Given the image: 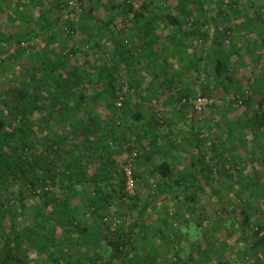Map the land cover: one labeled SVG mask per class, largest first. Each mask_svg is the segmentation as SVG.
I'll list each match as a JSON object with an SVG mask.
<instances>
[{"label": "trees", "instance_id": "obj_1", "mask_svg": "<svg viewBox=\"0 0 264 264\" xmlns=\"http://www.w3.org/2000/svg\"><path fill=\"white\" fill-rule=\"evenodd\" d=\"M8 1L9 4L0 0V70L8 66L6 70H11L7 82L0 88V264H143L156 261L157 256L161 264H191V261L198 264L208 258V252L217 254L209 251L202 238L191 243L187 229L200 193L206 185L211 186L216 174L226 170L223 168L225 148H219L218 144L220 137L228 140L235 135L243 141L248 132L250 146L253 150H262L260 161L264 163V83L261 85L245 77L255 92L245 94L247 88L229 92L234 83L230 54L241 56L239 47L235 48V42L231 41L239 39L233 34L236 28L226 22L214 38L207 40V48L200 54L192 51L193 43L188 42L196 38L206 42L207 6L219 10L225 0H192L171 13L154 11L153 0H146L139 7H135L132 0L119 1L117 14L100 21L92 33L80 39H77L73 18L68 24L60 25L58 21L61 6L66 7L64 0H51L49 5L53 3V6L42 7L37 14L39 17L32 14L31 6L45 5L43 1L47 0ZM161 4L166 6L167 3L163 0ZM239 6L237 9L243 13L242 31H250L264 19V0H259L257 7L254 2L250 6L247 3ZM51 10L56 11L55 16L47 15ZM193 12L197 13L196 21L191 15ZM119 17L125 29L112 33L111 26ZM133 25H136L134 29ZM226 31H230L228 37ZM34 37L39 39L40 47L37 48L36 43L21 46ZM225 39L230 49H226ZM59 40L65 51L57 49ZM157 40H166V43L161 46L155 42ZM14 44V51L9 53ZM258 47L259 53L250 59L259 67V73L264 74V62L260 64L264 61L263 37ZM227 51L229 53L224 55ZM186 54L189 64L183 69L177 68L172 55L183 60ZM198 65L209 77V86L202 90V95H211L209 92H214L215 86V92L219 91L216 95L228 96L227 100L216 97L220 105L223 102L227 107L213 105L204 111L216 109L217 112L218 109L223 117L238 99L244 108L232 122L223 120L222 134L211 129L207 132L206 138L212 144L211 162L202 151L204 142L197 143L200 141L198 127L183 139L188 138L196 151V162L188 161L183 171L165 158L153 163L149 174L158 177L167 197L181 205L180 212L185 214L181 227L186 230L181 227L173 230L166 216L152 233L156 232V237L166 245L185 242L193 247L188 259L180 256L181 249L171 246L170 254L161 257L159 252L151 257L152 252L140 243L145 242L148 235L142 232L135 238L128 237L120 227L112 228L103 221L107 207L115 202L120 205L125 195L121 170L125 156L123 160L121 150L125 152L126 136L125 126L120 124V111L123 117L132 119L127 128L137 139L140 150L137 160L141 155L144 160L154 159L164 148L177 151L168 136L161 135V127L168 125V119L156 111L146 118L141 107L152 100L176 103L177 107L182 104L183 108L191 106L188 101L196 94L186 87L184 79L192 70H198ZM144 76H152V79L146 81ZM122 80H127L131 90L128 93L138 102L131 103L126 95L119 109L114 104L115 89ZM103 112L106 114L101 117ZM208 125V129L212 127L211 123ZM162 141L167 146L162 145ZM131 149L129 146L126 151L130 153ZM115 155L123 160L122 164ZM142 163H134L135 178L143 174L138 169ZM235 175L234 171L229 172L223 179L229 188L249 191L245 202L240 200L233 209L239 216L237 223L241 231L248 229L252 239L251 246L237 256L240 264H259L254 250L264 252V216L260 215L257 201L264 194V176L256 168L249 180L237 182ZM115 178L117 182L112 185L111 180ZM256 189L259 195H253ZM252 196L258 197L253 199ZM138 198V195L130 198L132 206ZM84 212L91 216V223L82 218ZM251 214L257 219L251 220ZM227 245L228 242L221 245L226 253L230 252ZM219 259L214 262L226 264Z\"/></svg>", "mask_w": 264, "mask_h": 264}, {"label": "rangeland", "instance_id": "obj_2", "mask_svg": "<svg viewBox=\"0 0 264 264\" xmlns=\"http://www.w3.org/2000/svg\"><path fill=\"white\" fill-rule=\"evenodd\" d=\"M6 3L9 1L4 0ZM122 1H128V0H64V3H66V7L64 8L61 6V14L60 18L58 19L60 25L62 23L68 24L70 19L73 18L74 24H75V30L77 34V39L80 37H83L86 34L92 33L93 30L99 25V22L102 20H106V18L110 17V15H115L118 13L117 6L118 2ZM146 0H132L135 7L141 6ZM155 2L154 11L158 13H171V12H177L179 11V8L182 7L185 3L192 1V0H165L166 6L162 5L161 2L163 0H153ZM24 2V0L22 1ZM45 5L37 4L35 6H31V12L32 14L39 17L38 11L42 10V7H50L53 6L51 3V0L43 1ZM207 2V0H206ZM241 3H247L249 6L251 3H255L256 7L258 6L259 0H225L224 6L221 9H216L214 6H207L208 7V14L206 17V24L205 29L207 31V38L206 42L203 40H197L191 39L190 43L192 44V51H196L197 54H200L202 51H204L207 48L208 42L207 40L214 38L215 33L218 29L224 25L226 22L229 24L232 23V27L236 28L234 30V35L239 36V39H231V41L235 42V48L239 47L240 55L237 56L236 54L232 55L230 54L229 61H231V69H232V76H234V83H233V89H230L229 92L237 91L239 89L242 90L244 88H247L248 91H245V94H252L255 92L254 88L251 87V84L248 86L249 82L246 81L245 77H248L247 80H256L261 85L264 83V74L259 73L256 65L254 62L250 59L251 57H255L259 53V45L262 41V37L264 38V19L261 21V23H256L255 27H253L250 31L242 29V23H243V13L239 11L237 8H239V4ZM212 4V3H211ZM232 4V5H231ZM238 4V5H236ZM262 4V3H261ZM259 4V5H261ZM117 5V6H116ZM115 6V7H112ZM231 8H235V12L232 11ZM171 9V10H170ZM56 11H49L47 13L48 16L52 17L55 16L54 14ZM264 14V11H263ZM192 17L194 21L197 20V13L193 12ZM213 16V17H212ZM252 16V13L249 14V17ZM214 18L215 21H213ZM192 18H190L191 20ZM127 22V21H126ZM3 23V22H2ZM231 25V24H230ZM136 25H133V28H135ZM238 26V27H237ZM112 28V33H117V30L119 31L121 28L125 29V26L121 20V17L114 20ZM238 28V30H237ZM241 28V29H240ZM131 29V28H130ZM131 29V30H132ZM240 30V31H239ZM114 31V32H113ZM238 31V32H237ZM240 32V33H239ZM228 34H230V31H226L225 36L228 37ZM233 37V36H232ZM229 39V38H227ZM225 39V45L227 46L226 49H230V43H228V40ZM39 39L37 37H34L30 41H25L21 43V46L25 44L33 45L38 48L40 47V43L38 42ZM58 42L57 49L59 51H65L62 46L64 45L61 40ZM133 42H135L133 40ZM158 45L164 46L166 43V40H157L155 41ZM27 44V45H28ZM15 44L11 46L9 53L13 52L15 49ZM245 49V50H244ZM229 51H227L225 54H228ZM233 56V57H232ZM174 57L172 60L177 63V68H185L189 63V55L186 54V56L182 59H179L177 56L172 55ZM264 61L261 60L260 64L262 66V63ZM264 64V63H263ZM198 70L194 71L192 70V74L188 76L186 79H184V84L186 87H189L193 90L194 94H202V90H204L207 86H209V77L206 76V74L203 72V67L201 65H198ZM8 67L3 68V70H0V80L4 79V83L0 82V88L7 82V78L10 77L11 70H6ZM143 70L141 71L142 75ZM135 78H137L135 76ZM144 79L146 81H149L152 79V76H144ZM248 86V87H247ZM214 92L210 93L211 97H218L220 100L224 99L227 100L228 96H219L216 95L219 93V91H216V87L213 86ZM228 92V94H229ZM238 92V91H237ZM130 94V95H129ZM127 98L130 97L132 100L131 103L138 102V99L135 98L134 95H131L129 93ZM227 94V95H228ZM191 99L188 101L190 103ZM142 103V102H141ZM226 103V102H225ZM176 103L170 104L168 102L165 103H157L155 101H146V103L142 104V114L144 117H148L150 113H154L155 111L158 113V115H164L165 118L168 119V125H163L161 127V135H167L166 137L168 140H171L175 146H177V151H171L167 148L163 149V153H158V155L151 160H144L143 155H141L140 159L137 160V157L139 156L140 150H138V156L135 158L134 163L137 165V163L140 164L143 174L137 175L136 181H137V193L135 195H138L139 198L136 201V205L132 206L130 199L128 202H122L120 205L111 203L107 207V211H105L104 216L108 217L107 219H103L104 222L109 223L112 228L120 227L123 231H126V235L136 237L140 235L142 232L145 234V236H151L148 238H151V240H156L153 238H157V233H152L153 228L156 230L158 224L161 221H164L166 219V216H169V220L171 222V228L173 230L177 229V227H181L183 224V219H185V214L183 212H180V204L171 201L167 197V192H164L162 186H160V180L158 177L152 176L149 174L150 168L153 166V163H157L160 159L165 158L166 160H170L171 162H175L178 167V170L183 171L184 165L188 161L194 160L196 162V154L193 149L192 144L189 142V139L183 140L187 136H189V131H191L193 128L197 131V128L199 127L198 131V139L200 141H197L198 144L201 142L203 143L202 151L205 155V159L208 162H211V150L210 147L212 144H209L208 139L206 138V134L208 131L214 130V133H220L222 134L225 130V121H230L234 119L235 116H237L244 108V105H236L233 103L232 107L227 111L228 115H219V111L217 109H214L212 112L211 110L208 112V110L203 111L202 114H196L192 106L189 107H182V104H180V109H177ZM219 107H227L222 102V105ZM217 107V108H219ZM120 109V108H119ZM220 110V108H219ZM120 111V110H119ZM108 113V112H107ZM106 112H103L101 117L105 115ZM121 125L124 127V135L126 136V140L123 142V147L125 149V152L121 150L123 153L122 159L124 160V156L126 157L129 154V151H126V148L129 146H132V142H136V136L134 133L129 131L130 129L127 128V125L131 123L130 117H123V113H121ZM157 115V116H158ZM218 118V119H217ZM166 119V120H167ZM130 122V123H129ZM229 122V123H230ZM211 123V126L208 129V124ZM124 124V125H123ZM220 125V127H219ZM219 128V129H218ZM245 139L239 140V138L231 137V139L223 140L222 137H220L219 141V148L223 149L225 148V161H224V167L226 170L222 174H216L213 177L211 186H205L204 192L200 193L199 198H197V204L193 211L190 213L189 218V225L187 229V238L191 243L195 240L202 238L204 240L205 245L207 248H210L209 251L214 250V254L212 252H208V258L204 261H199L198 264H212L214 261L218 262L220 260L219 258H222V261L226 264H240L241 261L238 259V254L240 255V252L247 247L251 246L252 239L250 235V231L246 229L245 231H241V228L239 227V224L237 223L239 216L235 215V211L233 209L235 204H239L240 200H243L245 202V198L249 196V191L245 188L238 189V187H232L229 188L228 183L223 179L224 175L228 174L229 172H235V180L239 182V180H249V176L251 177V173L253 168H256L258 173L260 172L262 176H264V163L260 161L261 156V149H255L253 150L250 146V134L246 132ZM165 138V137H164ZM205 139V140H203ZM73 144V143H71ZM162 145H166L164 141L161 142ZM167 146V145H166ZM72 147V146H71ZM70 147V149H71ZM129 149V148H128ZM174 150V149H173ZM253 150V151H251ZM119 152V153H121ZM177 152V153H176ZM251 153H254V155ZM248 154V155H247ZM119 156V155H118ZM115 155L116 159L121 162L122 159H118L119 157ZM250 156V158H247ZM251 162H257V165L250 166L249 163ZM133 163V166H134ZM174 163V164H175ZM246 168V169H245ZM135 169V168H134ZM122 170V168H121ZM137 174V171H136ZM156 175V174H155ZM138 178V179H137ZM117 179L111 180L112 185L116 184ZM160 186V187H159ZM218 186V187H216ZM116 187V186H115ZM219 188L218 192L215 191ZM95 189V188H94ZM92 190V188H90ZM88 190V191H90ZM259 195L258 189H256L253 192V195ZM258 196H252L253 199L257 198ZM260 200V201H259ZM258 204L260 209V215L264 216V194L263 196L258 197ZM167 213V215L165 214ZM82 218L87 220L89 223H91V216L88 212H84L82 215ZM251 220H256L254 214H251L250 216ZM168 220V219H167ZM146 221V222H145ZM157 221V222H156ZM198 221L200 222L198 225ZM137 224V225H136ZM144 224V225H143ZM157 225V226H156ZM220 225H222L224 228H220ZM198 226V227H197ZM119 228V229H120ZM224 229V230H223ZM181 230H186V228L181 227ZM161 232V231H160ZM159 233V232H158ZM238 239V240H237ZM228 242L227 250L230 251L228 253L225 252L222 249L221 245L225 246V243ZM190 243V245H191ZM178 248L181 249V257L183 259H188L190 256V247L185 242L178 243L177 242L172 245L169 243V247ZM174 246V247H173ZM170 247V249H171ZM219 248L220 251H219ZM175 249V250H176ZM226 250V251H227ZM262 249H255V255L258 258L259 264L264 263V252L261 251ZM252 251V252H254ZM171 250L167 253L170 254ZM164 255V254H163ZM218 255H223V257H220ZM172 257V256H170ZM195 257V255H193ZM252 260V258H250ZM116 263V259L113 261ZM195 262V261H194ZM253 262V260H252ZM257 262V261H256ZM113 264V263H112ZM143 264H161L160 261L156 260L154 262H143ZM191 264H195L192 263Z\"/></svg>", "mask_w": 264, "mask_h": 264}, {"label": "built area", "instance_id": "obj_3", "mask_svg": "<svg viewBox=\"0 0 264 264\" xmlns=\"http://www.w3.org/2000/svg\"><path fill=\"white\" fill-rule=\"evenodd\" d=\"M131 90L129 89L127 80H122V83L120 82L119 85H117L115 89V107L120 108L124 101L126 95H128ZM182 102H185L183 99ZM241 103V100L238 99L236 101V105H239ZM190 104L192 106L193 111L196 114H202L203 111L210 106H217L221 104V101L215 97L211 96H204L200 93L196 95L194 99L190 101ZM132 149L131 152L125 157V160L122 165V173L124 178V192L125 195L122 197L123 202H128L129 199L134 196L137 193V182L136 178L133 175V163L135 158L138 155V147L136 142H132ZM108 217H104V220ZM212 264H216V262H213ZM248 264V263H245Z\"/></svg>", "mask_w": 264, "mask_h": 264}, {"label": "crops", "instance_id": "obj_4", "mask_svg": "<svg viewBox=\"0 0 264 264\" xmlns=\"http://www.w3.org/2000/svg\"><path fill=\"white\" fill-rule=\"evenodd\" d=\"M138 169L142 170L141 167ZM142 172H143V170H142ZM148 237H151V236H148ZM148 237L145 239V242H140V243L143 244L144 246H146L147 250H150L149 252H152L151 257L157 255V253H159V252H160L161 257L165 256V254H167L171 250L169 245H166L167 243H165L162 240H159V238H153L156 240H151V238H148ZM155 258H156V260H158V256Z\"/></svg>", "mask_w": 264, "mask_h": 264}]
</instances>
